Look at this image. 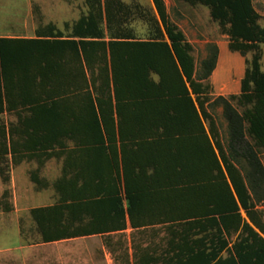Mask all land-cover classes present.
Wrapping results in <instances>:
<instances>
[{"label":"trees","instance_id":"16d2710c","mask_svg":"<svg viewBox=\"0 0 264 264\" xmlns=\"http://www.w3.org/2000/svg\"><path fill=\"white\" fill-rule=\"evenodd\" d=\"M184 1L243 57L236 93L210 97L217 47L195 64L163 0H82L61 27L0 35V179L15 151L60 158L53 201L28 209L38 241L101 233L117 264H264V24L251 0Z\"/></svg>","mask_w":264,"mask_h":264},{"label":"rangeland","instance_id":"374dc122","mask_svg":"<svg viewBox=\"0 0 264 264\" xmlns=\"http://www.w3.org/2000/svg\"><path fill=\"white\" fill-rule=\"evenodd\" d=\"M136 1L151 6V0ZM163 2L169 19L178 25L190 42L195 64H198L206 53L208 43H214L220 48L215 66L208 76L211 84L210 97L237 92L239 77L236 74L242 72L243 57L237 51L227 48L226 37L210 19L207 8L199 3L189 4L184 0H163ZM252 4L260 14L259 23L264 24V0H252ZM84 10L85 5L82 0H0V34L30 35L37 22L51 21L61 27L62 21H70ZM259 47L260 68L264 70V46L259 44ZM249 55L250 51L246 52L245 56L249 57ZM207 109L215 120L219 132L223 134L224 120L220 114V107L209 104ZM259 157L264 165V152H260ZM49 170L51 175L56 172L53 165ZM5 187V193L1 194L0 190V209L4 204L10 209L4 214L6 232L5 238L0 239V246L4 245L5 249L0 252V264H103L105 262L100 248V236L73 237L50 242L37 241V236L32 233V224L27 213L17 216L16 222L13 193L8 182ZM50 200H53V197ZM258 207L264 212V205ZM1 218L0 215V221ZM16 223L22 231L20 238L16 236ZM132 235L135 238L139 237L137 232H133Z\"/></svg>","mask_w":264,"mask_h":264},{"label":"crops","instance_id":"0c3cea01","mask_svg":"<svg viewBox=\"0 0 264 264\" xmlns=\"http://www.w3.org/2000/svg\"><path fill=\"white\" fill-rule=\"evenodd\" d=\"M222 35L225 36L224 34ZM219 51H220V48L217 47V57H218ZM217 57H216V60H217ZM243 67H244V63L242 64V71H243ZM236 75L240 78L242 75V72ZM27 107H28L27 105H21V106L13 105L10 107V109H26ZM3 116H4V120L8 119V120H12V122L17 123L15 117H13L11 114L6 115V113H3ZM30 153L31 151H27V150H20V151L18 150L14 152L13 154L14 162L11 163L9 161V170H8L9 176H8L7 182L9 186L11 187L13 197H14L13 210L16 214V222H17V216L21 215L22 213H27L28 219L32 224V233L37 236V241H38V234L36 233L34 229V224H33L32 219L30 218L28 209L34 206L46 205L53 201V200L49 201V199L53 197L51 183H52V180L59 173L60 158L56 159L53 156L47 157V156H44L43 154H39V156L35 158L33 156H30ZM52 165H53L54 170L56 171L54 175H51L50 170H49V168ZM31 175L37 178V181H38L37 183L30 178ZM7 182H4L0 179L1 194L5 193L4 190L6 189L5 185ZM5 211H6V205L5 204L1 205L0 215L2 216V218L0 221V239L1 237L5 238V232H6V228L4 224ZM123 231L125 232L126 239L128 241L130 237L129 236L130 228L126 227ZM21 233L22 231H20V227H18L16 223L17 238L21 237ZM116 233H118V231L110 232L112 237H114ZM102 235L103 234L101 233H94V234H88V235H82V236H76V237L100 236L101 238L100 248L102 250L103 256L105 257V262L103 264H117V260L115 261L112 260V257L109 251L107 250V247L103 243ZM70 238H73V237H70ZM64 239H69V238H63V239H58V240H64ZM58 240H52V241H58ZM46 242H50V241H46ZM4 249H5L4 245L0 246V252H2ZM128 251L130 252L129 248H128Z\"/></svg>","mask_w":264,"mask_h":264}]
</instances>
